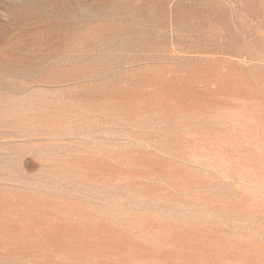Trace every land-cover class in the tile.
<instances>
[{"label": "rangeland", "instance_id": "rangeland-1", "mask_svg": "<svg viewBox=\"0 0 264 264\" xmlns=\"http://www.w3.org/2000/svg\"><path fill=\"white\" fill-rule=\"evenodd\" d=\"M0 264H264V0H0Z\"/></svg>", "mask_w": 264, "mask_h": 264}]
</instances>
